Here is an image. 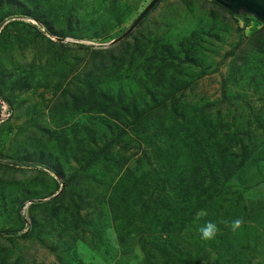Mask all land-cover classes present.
I'll return each mask as SVG.
<instances>
[{"label":"rangeland","instance_id":"1","mask_svg":"<svg viewBox=\"0 0 264 264\" xmlns=\"http://www.w3.org/2000/svg\"><path fill=\"white\" fill-rule=\"evenodd\" d=\"M150 1L0 3V14H10L0 23V264H160L158 228L152 234L143 231L144 238L125 232L119 237L112 216H123V211L110 214L103 200L119 178L128 187L141 177L153 189L150 199L158 192L177 197L170 177L173 169L161 157L172 144L165 133L175 126V119L183 125L180 129L191 128L179 134L189 143L199 139L192 131L196 124L203 127L202 120H211L221 131L219 142L228 158L232 152L235 162L242 159V143L257 159L241 175L232 173L213 198L208 221L220 228L215 246L200 238L196 221L184 226L174 245L188 255L197 253L202 263L218 259L219 264H264V25L246 23L242 12L226 11L211 0H159L129 31ZM33 7L46 25L30 14L14 13ZM118 37L126 43L114 50L116 63L97 68L103 58L94 49L110 48ZM153 42L170 45L173 60L168 68L174 75L171 99L176 100V109L163 94L164 109L134 130L109 114L107 97L113 102L147 101L134 93L141 87L137 75L148 65L154 71L157 64L144 58L150 56ZM135 45L141 49L133 50ZM159 50L165 53L155 48ZM87 86L106 110H87L88 103H79ZM113 138L109 155L114 162L109 168L101 163L88 166L96 146ZM67 179L73 202L91 203H82L77 216L69 197L53 200ZM22 198L27 199L23 204ZM177 199L160 206L158 218L174 221L175 213L184 217L190 199ZM149 204L152 213L157 203ZM140 208L135 205L137 212ZM235 218L244 224L234 234L221 221ZM141 241L159 256L143 254Z\"/></svg>","mask_w":264,"mask_h":264},{"label":"trees","instance_id":"2","mask_svg":"<svg viewBox=\"0 0 264 264\" xmlns=\"http://www.w3.org/2000/svg\"><path fill=\"white\" fill-rule=\"evenodd\" d=\"M2 0H0V3ZM212 4L217 5L218 7L225 9L223 6L218 4L217 2L211 0ZM24 9V8H23ZM1 10V9H0ZM227 11V10H226ZM1 12V11H0ZM36 7L31 8L30 10L20 11V9H15L14 13L17 14H25V15H32L35 19L42 22L43 25H46L47 22L44 20L42 15H37ZM230 12V11H229ZM10 15L9 13L0 14V23L4 21L6 16ZM245 22L248 23L250 20L253 21L255 25L260 24L256 18L251 16L248 13H242ZM251 16V17H250ZM264 27V26H262ZM136 33V32H135ZM126 41L120 40L114 46L106 49L97 48L94 51H97L98 55L102 57L103 63L98 65L97 68H100L102 65L110 63H116L114 56V50L120 44H125ZM153 42L152 46L150 47V56H145L144 58L153 59L152 62H157L156 66L153 68L148 65V68H144L142 74L137 75V80L140 82L141 87L138 91L134 93V96L142 97L146 96V102L139 103L135 99H130L129 102L126 103L125 100L119 99V101L113 102L112 97H107L110 99L111 107L110 115L117 121L128 122L129 126L132 127L134 130L137 129V125L141 122H145L147 118L152 117L154 114H157L159 111L164 109V102L165 99L175 98V90H174V75L173 70H169V65L171 62L169 60H173V57L170 56L171 50L170 45L166 44H155ZM76 44V43H74ZM145 44V43H144ZM62 46H71L73 43H61ZM79 46H84L79 44ZM88 48H92V45H86ZM156 47H160L165 51V53L159 51H155ZM94 48V47H93ZM146 48V46H145ZM140 46H133V50H140ZM144 51V50H143ZM170 56V57H168ZM135 59H133L134 61ZM132 61L128 64L130 67ZM141 66H144L145 63L141 62ZM121 66V65H120ZM104 67V66H102ZM115 69L112 68L110 72H114ZM147 77V78H146ZM146 78V79H145ZM87 95L80 93L81 99H78L79 103L82 105L89 104L87 110H97L102 108L103 110L107 109V106L100 102H97L96 96L91 86H87ZM171 90V92H169ZM168 92V93H166ZM104 95L103 92L97 93ZM166 94L169 96L168 98L164 99V95ZM161 95V97H160ZM105 97V96H103ZM160 97V105L157 103V98ZM138 99V98H136ZM172 110H175L176 100H172L170 102ZM103 106V107H100ZM109 112V111H108ZM128 117V118H127ZM208 122V123H207ZM207 122L202 120L203 127L201 122L196 124V126L192 129L194 133L199 134V139L196 140L194 143H189L186 140V137H183L181 131L184 130V133L191 132V128L182 129L183 126L180 122H177L176 119L174 120V127L167 129V137H171L172 144L169 147L165 148L164 154L160 152L159 154L161 157L170 162V170L171 171L170 177L173 178L174 185L172 188H176L178 190L176 192L177 197L189 198L190 201L188 202V207L186 208L187 214L184 217H179L177 213H175L174 221H169L166 217L165 219L158 218V209L165 205L166 201L170 203H176V198H167L166 194L163 192H158L157 198L150 199V197L154 196L153 189H149V185L146 184L147 182L141 177L139 180H133L128 187L124 186V181L122 178H119L117 182L114 184L112 190H110V195L107 200H103L106 202L107 207L109 209L110 214L118 213L119 211H123V216L114 214L112 219L115 222V229L117 230V234L119 237L123 235L125 232L126 235H130L132 233L139 234L138 236L144 238L143 235L152 234L158 231V236L160 237V249H161V258L160 264H198V254H186L183 248H180L178 244L174 245L176 242L178 243L179 238H181V232L186 227V224L192 226L194 223L197 222L198 225H203L208 218L210 217V213L212 212L213 206V198L215 195L219 194L220 189L224 186V183L231 178L232 173H237L236 176L241 175L245 170L252 168L251 164H256L255 160L257 159V155H252V151L247 149V145L242 144V159L238 162L234 161L235 153H230L231 158H228L227 149L225 147H221L220 144L219 134L220 129L217 126L212 124L211 120H207ZM118 124V123H116ZM201 125V127L199 126ZM191 134V133H189ZM182 136V137H181ZM251 137V136H250ZM104 141V140H103ZM102 141V142H103ZM238 141H243L242 139L238 138ZM116 142V139H110L109 141H104L102 147L98 148L96 146V151H92L89 155L87 165H98L102 164V167L108 169L109 164L113 163L114 161L111 160L109 152L112 148V144ZM250 159L248 163L245 164L246 159ZM54 168V167H53ZM57 173L63 177V174L60 172V169L56 166ZM53 170V169H52ZM71 180V179H70ZM67 179L65 180L64 188L58 192L56 195L53 196V200L62 199L63 197H69V203L73 204V212L77 216L80 212V208L83 205H90L89 201L82 202V199H79V204L73 202L72 199L75 195L71 191V189H67V186L71 185V181ZM163 180L160 177L159 181ZM127 185V184H126ZM163 189V188H162ZM144 194H147V197L144 198ZM27 199L22 198L20 201L21 204L25 202ZM185 200V199H184ZM185 200V201H186ZM157 203V207L153 208V212L150 213L149 209V202ZM46 202V201H45ZM159 202V205H158ZM138 204L141 206L140 211L137 212L135 209V205ZM169 207V206H168ZM122 209V210H121ZM206 210L207 216L201 218L200 220L195 219V215L199 210ZM161 210V209H160ZM121 216V217H120ZM170 222V223H169ZM172 225L171 229L169 226ZM158 228V229H157ZM155 229H157L155 231ZM145 231L144 234L142 232ZM218 236V235H217ZM216 236V237H217ZM122 238V237H121ZM211 247H214V240L208 241ZM172 244V248H175V251H172V248L168 247ZM180 244V243H179ZM141 252L147 256H159L155 253L153 254L151 249H146L144 241H141L140 244ZM148 252H147V251ZM152 254V255H150ZM176 254V255H175ZM178 254V255H177ZM150 259V258H149ZM158 259V258H156ZM200 264H219L218 259H214L213 263L207 261L206 263L199 262ZM153 264H157L153 262Z\"/></svg>","mask_w":264,"mask_h":264},{"label":"water","instance_id":"3","mask_svg":"<svg viewBox=\"0 0 264 264\" xmlns=\"http://www.w3.org/2000/svg\"><path fill=\"white\" fill-rule=\"evenodd\" d=\"M159 0H151L148 5L141 11L139 16L134 20L129 28L131 31L135 26L145 17L148 11L158 2ZM226 8L228 11L237 13H248L260 21L264 25V0H213ZM122 37H118L110 42L115 44L120 41Z\"/></svg>","mask_w":264,"mask_h":264},{"label":"clouds","instance_id":"4","mask_svg":"<svg viewBox=\"0 0 264 264\" xmlns=\"http://www.w3.org/2000/svg\"><path fill=\"white\" fill-rule=\"evenodd\" d=\"M206 216H207V211L201 209L196 213L195 219L200 220L201 218ZM221 223H225V226L228 227L231 230V232L235 234L242 228L244 221L242 218H235L228 222L221 221ZM198 231L200 233V238L202 240L211 241L216 238V236L220 232V228L218 227V224L216 222L209 220L206 221L203 225H201Z\"/></svg>","mask_w":264,"mask_h":264}]
</instances>
